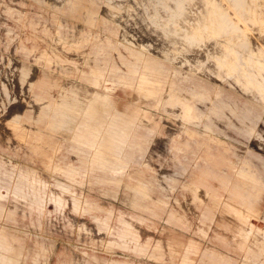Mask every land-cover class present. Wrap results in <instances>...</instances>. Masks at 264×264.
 Instances as JSON below:
<instances>
[{"label":"rangeland","instance_id":"obj_1","mask_svg":"<svg viewBox=\"0 0 264 264\" xmlns=\"http://www.w3.org/2000/svg\"><path fill=\"white\" fill-rule=\"evenodd\" d=\"M5 1L15 4L10 0ZM32 1L49 5L56 10L62 9L84 22L80 25L71 24L69 31L84 32L85 24L93 23L98 31L116 33V57L110 70L117 69V73H110L118 81L116 85H112L111 94L119 109L129 103L151 107L137 96L140 95V88L134 87L133 91L123 89L120 87L123 85L122 81L127 79L136 86L144 80L160 79V86H164L160 110L150 109L160 118L158 131L162 126L182 129L183 119L194 116L195 112L196 123L187 126L195 129L196 139L208 140L209 136H216L223 140L225 146H222L221 152L229 176H232L236 164H240L230 163V160H243L247 161L244 164L247 166L245 171L252 170L264 183V0ZM97 1L99 13L96 10ZM6 12L11 15L12 9L6 8ZM45 16L50 19L49 13ZM5 24L17 30L18 36L13 40L9 38L14 34L7 35L4 30ZM19 40L27 46L36 44L39 50L47 43L46 40L34 37L30 30L20 28L12 18L3 17L0 7V159L7 167L13 164L15 167L35 169L38 177L47 184V197L39 208L30 196L29 199L18 201L23 207L15 208L10 219L0 218V229L15 236L32 251L42 244L47 249V259L43 263L42 258L39 264L79 262L82 257L89 264H94L95 260L175 264L179 258L177 256L168 257L162 262L138 254L132 249L109 245V240L114 236L96 230L94 215L109 216L113 225L118 224L119 215L137 218L139 210L124 199L130 191L123 183L116 181H129L127 175L109 174L105 168L95 166L92 174L77 177L83 182L70 183L62 173L31 160L27 146L20 143L6 125L19 108L27 105L25 100L30 99L28 79L40 74L41 64L36 63L34 54L25 56L22 50L16 48ZM72 42L76 44L80 41ZM102 48L107 47L102 45ZM65 54L75 57L80 69L89 70V66L82 62V57L76 56L74 52ZM22 60L29 61L33 69L28 79H24ZM158 66L160 73L157 77L152 70ZM124 68H127V72L121 71ZM78 74L71 78L79 79L75 77ZM151 118L148 114L143 122L151 125ZM137 130L147 133L144 125ZM162 132L164 133L163 130ZM176 132L172 130L171 134L175 135ZM180 135L181 138L186 137L183 131ZM157 137L160 140H156ZM161 138L165 141L167 137L160 136L158 132L150 135L144 158L136 157L127 167L129 173L142 170L146 176H153L155 184L150 190L151 195L165 198L168 202L165 206L157 207L159 216L156 218L143 211L146 220L139 225L140 239H149L150 242L158 238L168 239L181 245L193 240L197 242L199 249L191 256L199 263L207 248L239 256L241 250L238 244L229 238L235 222L233 217L222 215L216 210L213 220L205 226L208 228L207 235L204 237L197 233L200 212L210 206V200L205 198L204 203H193L191 208L187 207L185 200L191 198L190 191L183 187L187 176L174 177L171 173L178 172L179 167L172 161L171 151H168ZM210 144L212 148L218 146L212 142ZM62 146L59 154L66 156L65 162L87 164V161H77L75 153L66 150V144ZM146 155L148 161H144ZM207 166L204 161L199 160L198 166L191 169ZM215 167L213 169L220 171ZM93 176L111 177L113 180L94 182ZM156 177H160V186L156 184ZM61 184L71 185L70 190H63ZM51 192L64 198L62 207L49 199ZM73 196L78 197L82 205L76 212L72 207ZM256 197L258 217H252L251 222L255 227L264 228V187ZM9 200L13 201V198L9 197ZM3 202L5 206L8 204V200ZM84 203H89L90 207L83 209ZM171 210L186 215L187 221H171L166 225L165 219ZM67 222L72 227L67 226ZM82 223L92 229L91 235L78 232L77 226Z\"/></svg>","mask_w":264,"mask_h":264},{"label":"crops","instance_id":"obj_2","mask_svg":"<svg viewBox=\"0 0 264 264\" xmlns=\"http://www.w3.org/2000/svg\"><path fill=\"white\" fill-rule=\"evenodd\" d=\"M10 1L15 4L0 0L1 15L12 18L20 28L30 30L34 37L46 40L47 43L41 50L33 43L31 46L25 45L22 40L16 44V48L22 50L25 56L34 54L36 63H40L41 66L40 74L29 78L33 71L30 67L31 63L22 60L24 79L29 78L30 99L25 100L27 105L22 109L19 108L8 119L6 125L19 142L27 146L31 160L39 161L53 171L62 173L70 183L83 182L77 177H87L92 174L94 171L92 168L95 166L105 168L109 174L127 175L130 178L127 182L116 181L123 183V186L130 191L124 199L130 206L139 210L137 218L132 219V215H117L118 224L113 225L109 216H93L98 232L114 236L109 240V245L132 249L138 254L162 262L168 257L177 256L179 258L175 264H264V228L255 227L251 222L252 217H258L256 196L264 187V183L252 170L245 171L247 166L244 164L247 161L230 160V163H240L236 164L230 177L221 152L222 146H225L223 140L216 136H209L208 140L196 139L195 129L187 126L196 123L195 112L194 116L190 115L183 119L182 129L162 126L158 131L160 118L150 109L152 107L160 110L164 90V86H160V79L139 81V85L136 86L127 79L122 81L123 85L120 87L123 89L128 88L133 91L134 87L140 88V95H136L151 107L129 103L123 109H119L111 94L112 85H116L118 81L110 73H117V69L110 70L116 57L115 46L118 40L116 33L98 31L93 23L85 24L84 32H72L69 31L71 24L80 25L84 22L73 18L70 13L32 0ZM35 6L38 8H34ZM6 8L12 9L11 15L6 12ZM93 8L95 9V6H92ZM98 9L99 2L96 5L99 13ZM46 13L50 14V19L45 16ZM4 30L7 35L14 34L10 36V40L18 36L13 26L5 24ZM76 40L80 42L76 44L72 42ZM102 45L107 48L103 49ZM36 51L39 52L35 54ZM65 52H74L76 56L82 57V62L89 66V70L85 71L77 67L78 60L75 57H68ZM126 69L121 71L127 72ZM77 73L79 74L75 77L79 79L73 80L71 76ZM152 73L158 77L160 66L153 69ZM125 75L128 76L127 73ZM148 114L152 117L151 125L143 122ZM141 125L146 127L147 133L138 132L137 129ZM172 130L177 131L176 136L171 134ZM181 131L185 133V138H181ZM155 132L167 137L165 141L164 138L161 139L168 151H171L172 161L179 167V173H171L174 177L187 176L183 184V187L191 193L190 200H185L187 207L191 208L193 203H204L205 198L210 200V206H206L200 212L197 233L204 237L207 235L208 228L205 226L213 220L216 210L222 215L233 217L235 222L229 238L238 244L241 250L239 256L234 257L229 252L207 248L203 252L202 262L199 263L191 256L199 249L197 242L193 240L181 245L168 239L158 238L154 242L140 239L139 225L146 220L143 211L150 217L156 218L159 216L157 207L165 206L168 202L165 198L151 195L150 190L155 184L153 176H146L142 170L141 172L137 170L138 172L134 174L129 173L127 167L136 157L144 158L145 146L150 135H154ZM157 138L156 140H160V137ZM209 141L218 146L212 148ZM63 144L67 145V151L75 153L77 161H87V164L75 165L71 161L65 162L66 156L59 154ZM169 145H172L171 148ZM147 159L148 155L145 156L144 161ZM199 160L204 161L208 166L192 170V167L198 166ZM215 166L220 171L213 169L216 168ZM37 174L35 169L15 167L13 164L7 167L0 159V218H12L14 209L23 207L18 201L29 199V196L33 202L35 200L36 207L43 205V200L47 197V184ZM93 177L94 182L113 180L111 177ZM156 184L160 186V177H156ZM61 188L69 191L71 185L61 184ZM9 197H12L13 201L9 200ZM48 197L57 206L64 205V198L60 194L51 192ZM3 200H8L6 206ZM175 201L183 207L178 200ZM81 206L79 198L73 196V210L76 212ZM83 207V209L89 208L90 204L84 203ZM171 221L185 223L186 215L171 210L168 212L165 224ZM67 226L72 227L69 222ZM77 230L87 234L92 231L84 223L79 224ZM219 236L224 237L220 234ZM38 247L32 251L15 236L0 229V264H39L42 258L44 263L47 259V249L42 244ZM58 264H89V262L82 257L79 262L60 261ZM94 264L132 263L95 260Z\"/></svg>","mask_w":264,"mask_h":264},{"label":"bare ground","instance_id":"obj_3","mask_svg":"<svg viewBox=\"0 0 264 264\" xmlns=\"http://www.w3.org/2000/svg\"><path fill=\"white\" fill-rule=\"evenodd\" d=\"M206 24H207V23H206ZM145 25H146V23H145ZM126 27H127V26H126ZM217 27H218V26H217ZM147 29H148V28H147ZM151 30H152V29H151ZM145 32H147V31H145ZM153 32H154V31H153ZM213 32L216 33L215 30H214ZM214 35H215V34H214ZM175 40H176V39H175ZM202 59H203V58H202Z\"/></svg>","mask_w":264,"mask_h":264}]
</instances>
